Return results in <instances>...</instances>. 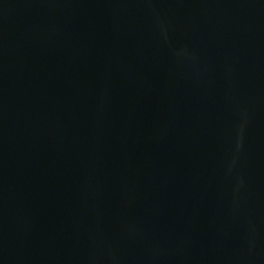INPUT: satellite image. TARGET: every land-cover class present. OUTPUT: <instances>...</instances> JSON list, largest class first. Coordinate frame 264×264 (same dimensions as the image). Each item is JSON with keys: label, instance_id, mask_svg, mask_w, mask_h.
Instances as JSON below:
<instances>
[{"label": "water", "instance_id": "1", "mask_svg": "<svg viewBox=\"0 0 264 264\" xmlns=\"http://www.w3.org/2000/svg\"><path fill=\"white\" fill-rule=\"evenodd\" d=\"M0 264H264V0H0Z\"/></svg>", "mask_w": 264, "mask_h": 264}]
</instances>
